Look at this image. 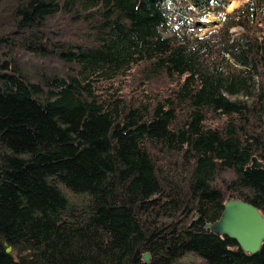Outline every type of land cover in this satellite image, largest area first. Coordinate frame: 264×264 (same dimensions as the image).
<instances>
[{"label":"trees","instance_id":"trees-1","mask_svg":"<svg viewBox=\"0 0 264 264\" xmlns=\"http://www.w3.org/2000/svg\"><path fill=\"white\" fill-rule=\"evenodd\" d=\"M225 4L0 0V264H264L205 228L264 213V0Z\"/></svg>","mask_w":264,"mask_h":264},{"label":"water","instance_id":"water-1","mask_svg":"<svg viewBox=\"0 0 264 264\" xmlns=\"http://www.w3.org/2000/svg\"><path fill=\"white\" fill-rule=\"evenodd\" d=\"M250 167L262 166L255 156L251 157ZM216 220L206 222L205 228L214 233L233 238L237 246L252 254L259 249L264 239V218L260 211L250 202L228 198ZM10 248L7 247V250ZM149 254L143 253L142 258L148 259Z\"/></svg>","mask_w":264,"mask_h":264},{"label":"rangeland","instance_id":"rangeland-1","mask_svg":"<svg viewBox=\"0 0 264 264\" xmlns=\"http://www.w3.org/2000/svg\"><path fill=\"white\" fill-rule=\"evenodd\" d=\"M243 1L244 0H226L224 11L230 12V9H232L235 6L240 5L241 2H243ZM220 16H221L220 13L218 15L214 12H210L201 19H199V18L193 19L192 25L195 27H198L197 30L196 29L194 30L195 35H201L204 32L208 31L209 28H214L217 25H219V21L221 19ZM239 31H240V28H238V27H235V26L230 27V33H232V35H234V36L237 35ZM160 32H161L162 36L168 35V31L160 30ZM22 62H23L22 65L24 66L23 67L24 72H26L30 76L32 74H34L33 76H31V78H33V79H35L38 76L35 72L36 69H40L45 74H47V73L52 72L53 66L57 67L56 60L53 58L52 59L43 58V57L38 58V57L33 56L31 54L30 55H28V54L24 55ZM41 71H39V72H41ZM128 78L129 77L122 78L120 81L116 80L113 83V85H116V84H118V82L120 83L123 80V83H125V86L127 87V89L123 90L122 92L123 93H126V92L131 93L132 91H127V90H130V86L127 83ZM143 87H144V85H143Z\"/></svg>","mask_w":264,"mask_h":264},{"label":"bare ground","instance_id":"bare-ground-1","mask_svg":"<svg viewBox=\"0 0 264 264\" xmlns=\"http://www.w3.org/2000/svg\"><path fill=\"white\" fill-rule=\"evenodd\" d=\"M230 238H231V237H230ZM232 239H233V238H232ZM9 248H10V249H9V250L6 249V251H10V250H11V247H9Z\"/></svg>","mask_w":264,"mask_h":264},{"label":"flooded vegetation","instance_id":"flooded-vegetation-1","mask_svg":"<svg viewBox=\"0 0 264 264\" xmlns=\"http://www.w3.org/2000/svg\"><path fill=\"white\" fill-rule=\"evenodd\" d=\"M261 213H262V215H263V217H264V213L262 212V211H260Z\"/></svg>","mask_w":264,"mask_h":264}]
</instances>
